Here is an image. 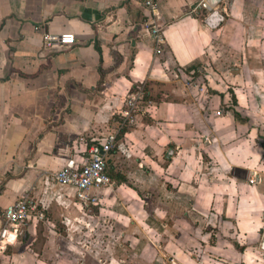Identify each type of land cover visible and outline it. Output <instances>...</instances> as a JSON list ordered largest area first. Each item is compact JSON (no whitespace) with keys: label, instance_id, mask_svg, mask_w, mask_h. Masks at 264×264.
Here are the masks:
<instances>
[{"label":"crops","instance_id":"obj_1","mask_svg":"<svg viewBox=\"0 0 264 264\" xmlns=\"http://www.w3.org/2000/svg\"><path fill=\"white\" fill-rule=\"evenodd\" d=\"M147 11L142 0H0V233L23 196L44 213L0 237V264L258 263L222 229L228 215L209 231L194 210L264 198L261 122L241 110L258 109L264 89V0H157L160 54ZM45 33L75 42L46 48ZM112 135L111 186L83 208L53 174Z\"/></svg>","mask_w":264,"mask_h":264},{"label":"built area","instance_id":"obj_2","mask_svg":"<svg viewBox=\"0 0 264 264\" xmlns=\"http://www.w3.org/2000/svg\"><path fill=\"white\" fill-rule=\"evenodd\" d=\"M147 8L144 26L149 30L153 41L156 44V54L162 51L164 37L161 28L154 21L157 0H142ZM43 45L46 48H54L63 45H72L75 37L70 33H45L42 37ZM142 100V94L135 92L128 96L124 115L133 122L131 111L138 110L137 103ZM115 141V136H109L104 144H91L86 157L80 165H76L73 160L68 161L60 170L53 174V179L61 185L73 186L76 189V198L80 205L85 208L88 205H96L101 197V191L111 186V180L107 173V160L105 154L109 152ZM257 175L253 174L250 183L256 181ZM44 219V213L27 196H23L6 207L3 211L4 227L0 233L1 239L6 232H17L20 226H26L30 222Z\"/></svg>","mask_w":264,"mask_h":264},{"label":"rangeland","instance_id":"obj_3","mask_svg":"<svg viewBox=\"0 0 264 264\" xmlns=\"http://www.w3.org/2000/svg\"><path fill=\"white\" fill-rule=\"evenodd\" d=\"M262 51L263 48H262ZM259 87L260 89H263V86L261 83H259ZM263 93V95H262ZM260 94V100L261 102L259 103V108H256V104L250 103V104H245L244 109H241L243 112L249 113V115L251 114V111H256L254 114L252 113V116H255L257 118H259L260 120V124L258 126L260 135H257L255 138L257 139V142L261 146L264 148V89L261 91ZM251 107V109H250ZM244 114V113H243ZM254 134V131H253ZM255 135H253L254 138ZM254 143V142H253ZM242 146L243 149L246 150L249 147H251V141H243L242 142ZM259 148V147H258ZM259 148V157H256L258 159V170L262 173L264 172V150H261ZM250 159V158H249ZM256 160V159H254ZM254 162V161H253ZM250 163V161H249ZM249 165V164H248ZM243 166H247V165H243ZM254 166V164H253ZM258 171V172H259ZM245 177V176H244ZM248 178L242 179V182L244 181H248ZM241 191V190H240ZM240 191H234V189L231 191L233 192L232 197H236L239 198V193ZM223 189L221 190H211V193L214 194V196H221L223 193ZM230 192V193H231ZM225 193V192H224ZM226 193H229L228 190H226ZM237 209V210H236ZM196 210V211H195ZM194 210V220L201 224L204 225L206 227V229H209V231L213 228L210 226V224L212 223V225H217V218L213 215L222 212V214H226L228 215V218H226V220H232L231 222H223L224 224H222L221 222V227L222 229H224L226 232L232 230V229H237V233H235L233 235V243L236 245L239 244H243L244 246L246 244L251 245V248L254 250H257L255 256H257V264H264V250H260V243L263 241L264 242V198L261 197L260 199H257L254 195V199H252V201L250 199H242L241 201H238L237 204L234 203H229L226 202V204L220 205L217 203H210V205L208 204H203V208H201L200 206L197 207V209ZM235 211H237L236 213V217L234 219H231V217H233L235 215ZM207 212V221L206 219L202 218L201 214H204ZM224 218V217H223ZM218 228V226H217ZM214 234L211 233V235ZM213 239L216 237L213 236ZM224 238H230L229 235L224 236ZM214 242V240H213ZM247 246V245H246ZM250 253L248 255V262L250 263ZM244 259L246 260V258L244 257ZM244 264V263H243Z\"/></svg>","mask_w":264,"mask_h":264}]
</instances>
